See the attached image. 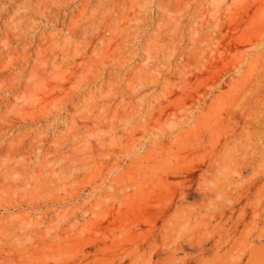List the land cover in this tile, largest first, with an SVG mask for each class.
I'll list each match as a JSON object with an SVG mask.
<instances>
[{"label":"rangeland","instance_id":"1","mask_svg":"<svg viewBox=\"0 0 264 264\" xmlns=\"http://www.w3.org/2000/svg\"><path fill=\"white\" fill-rule=\"evenodd\" d=\"M0 264H264V0H0Z\"/></svg>","mask_w":264,"mask_h":264},{"label":"bare ground","instance_id":"2","mask_svg":"<svg viewBox=\"0 0 264 264\" xmlns=\"http://www.w3.org/2000/svg\"><path fill=\"white\" fill-rule=\"evenodd\" d=\"M204 11H205V10H204ZM204 11H203V12H204ZM217 26H218V25H217ZM224 26H226V24H225ZM224 26H222L223 29H224ZM231 27H232V26H231ZM228 29H231L230 26H229ZM220 32H221V31H220ZM228 34H229V32H228ZM218 35H219V34H218ZM215 38H218V37H215ZM212 40H213V39H212ZM214 43H215V42H214ZM222 43H223V42H222ZM230 47H231V46H230ZM226 49H227V48H226ZM231 49H232V48H231ZM221 52H222V50H221ZM206 57H207V55H206ZM222 213H223V212H222ZM178 247H179V249H183V244H181V243L178 244V245L176 246V248H178ZM173 255H174V254H173ZM185 260H186V258H185ZM185 260H184V261H185Z\"/></svg>","mask_w":264,"mask_h":264}]
</instances>
